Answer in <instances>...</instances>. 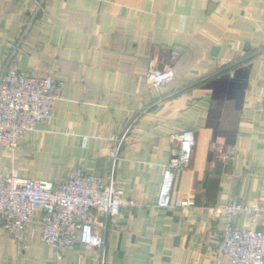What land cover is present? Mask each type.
<instances>
[{
  "label": "crops",
  "instance_id": "obj_1",
  "mask_svg": "<svg viewBox=\"0 0 264 264\" xmlns=\"http://www.w3.org/2000/svg\"><path fill=\"white\" fill-rule=\"evenodd\" d=\"M10 58L65 89L50 123L15 153L0 146L2 168L58 186L81 166L107 183L108 150L136 119L115 170L136 205L112 219L104 251L78 244L57 253L38 222L25 235L28 251L0 231V264H226L217 244L248 217L215 218L210 207L264 206V0H0V72ZM167 67L175 80L152 87L149 70ZM184 131L194 150L174 201L195 205L161 209L173 136ZM229 146L235 161L223 158Z\"/></svg>",
  "mask_w": 264,
  "mask_h": 264
},
{
  "label": "built area",
  "instance_id": "obj_2",
  "mask_svg": "<svg viewBox=\"0 0 264 264\" xmlns=\"http://www.w3.org/2000/svg\"><path fill=\"white\" fill-rule=\"evenodd\" d=\"M26 35L27 31L20 44ZM12 58L0 72V146L15 153L22 137L37 124L53 120L54 104L62 98L65 82L55 75L37 77L22 73L14 66ZM174 80L172 67L151 68L147 75V82L154 88L170 85ZM135 121L129 123L108 150L110 178L107 183L81 166L68 171L63 181L55 186L50 181L22 177L17 169L5 170L0 165V231L11 235L24 251H28L30 246L24 242L25 235L30 225L38 222L41 242L57 253L61 249L73 250L78 244L104 251L112 219L124 208L136 205L135 201L125 198V191L115 182L120 151L130 140L128 133ZM173 138L178 142V150L165 166L157 207L190 208L195 205L193 200L174 201V187L177 174L191 163L194 133L184 131ZM86 143L85 137L83 145ZM223 158L236 160L234 146L228 147ZM210 211L215 218L226 215L231 221L243 215L248 217L245 227L231 223L217 244L226 264H264V228H261L264 206L260 202L248 205L232 200L210 207Z\"/></svg>",
  "mask_w": 264,
  "mask_h": 264
}]
</instances>
